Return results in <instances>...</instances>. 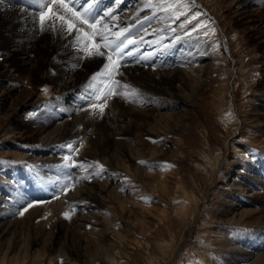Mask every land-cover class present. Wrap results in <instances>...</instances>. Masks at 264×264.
<instances>
[{
  "label": "rangeland",
  "instance_id": "374dc122",
  "mask_svg": "<svg viewBox=\"0 0 264 264\" xmlns=\"http://www.w3.org/2000/svg\"><path fill=\"white\" fill-rule=\"evenodd\" d=\"M139 1L133 8L135 11L139 7L142 12L138 16L141 18L154 21L157 13H164L144 9L145 0ZM182 2L190 6L187 17L181 16L177 20L167 13L170 24L162 27L175 29L179 39L176 35L171 40L165 37L167 30L158 32L165 40L152 45L150 48L153 50L154 47V51L143 57L150 61L148 69L155 72L175 64L179 68L183 64L182 68L187 66L181 72L184 79L177 83L182 86L178 89L184 93L194 92L192 105L186 108L182 105L164 106L159 111L170 113L171 117H162L161 123L158 122L161 114L156 109L152 108L151 115L147 116L141 112L143 108H139V117L134 115L126 119L133 129L129 135H118L114 128L109 129L110 133H104L105 130L98 134L90 130L85 133L79 132L78 127L70 136L61 139L60 144L51 147L40 140V130H51L59 122L65 119L71 122L75 117L72 107L75 99L69 95L63 97L60 79H68L69 73L71 77L79 78L76 80L79 82L76 94H82L94 84L92 76L103 71L106 60L82 55L73 43L75 33L69 36L39 30L36 36L18 37L20 18L25 14L35 15L41 9L33 0H0V64L7 63L15 73L13 78L5 77L2 84L17 87L15 98L23 88L40 95L35 105L19 96L1 105L0 109V119L3 120L6 113L14 112L18 100H27L24 107L13 113L10 124L2 127L0 121V205H3L0 207V227L11 230L6 239L0 240V264H230V248L233 246H228V242L236 243L254 231L244 224L220 223L219 219L224 218L223 201L233 198L226 192L236 182L232 177L237 168L256 164L257 173L264 178V142L249 140L252 132L261 136L260 129L264 128V122L254 123L261 118L256 114V108L264 111V0ZM109 4L102 0L100 11L109 8ZM122 7L121 4L113 15L126 11ZM254 7L260 11L251 12ZM10 9H16L19 15L15 23L6 22L5 15ZM194 13L199 14V19L181 28L180 25ZM200 22L207 27L185 35ZM201 31L209 35L205 37ZM133 32L131 30L130 35L135 37ZM55 33L61 36L53 40ZM20 39L22 46L30 50L35 63L32 67L10 51L12 42ZM64 41L66 47H62ZM56 44L61 48L57 49ZM197 45L199 54L206 53L208 57L192 59L189 63L184 59L187 52L182 49ZM135 52L138 54V50ZM176 56L180 61L174 64L172 59ZM136 64L132 63L130 68L141 67ZM124 76L121 84H127L135 91L143 89L139 75L137 79L126 77V81ZM95 86L99 87V84ZM144 89L148 90L145 86ZM109 101L129 102L112 97L107 102L108 109ZM143 103L142 100L135 106L144 107ZM25 118L29 123L26 132L20 130ZM159 124L162 130H155ZM146 130L148 134H145ZM134 135L157 151L137 147L132 141ZM81 142L83 146L79 147ZM69 143L79 149L75 160L85 166L103 165L105 172L100 177L80 179L74 190L54 199L61 190L66 173L70 172L75 180L95 170L89 168L85 172L82 168L66 169L63 166L67 150L61 146ZM235 143L238 147L234 146ZM46 155L51 157H39ZM113 188L118 190V195L113 194ZM261 189L264 190V184ZM137 190L143 191L142 194H137ZM124 198L136 200L141 210L129 211L130 202H125L123 207ZM238 198L240 200L242 196ZM36 201L43 203H37L19 215L21 208ZM245 204L257 205L254 202ZM65 212L71 214V219L64 218ZM86 217L93 219L89 222ZM102 234L106 236L102 237ZM99 243L112 244L108 246L115 257L106 259L102 256L93 262L88 261L90 253L95 256L100 252ZM76 247L82 252H76ZM180 247L181 252L175 257Z\"/></svg>",
  "mask_w": 264,
  "mask_h": 264
},
{
  "label": "bare ground",
  "instance_id": "6f19581e",
  "mask_svg": "<svg viewBox=\"0 0 264 264\" xmlns=\"http://www.w3.org/2000/svg\"><path fill=\"white\" fill-rule=\"evenodd\" d=\"M136 1L139 4V2H140L139 0H121V2L117 5L114 3V0H112V2H110L112 4V6H111V4H109L110 5L109 7L116 10L115 13L117 11H119L121 4L123 6L122 8L126 9V11L124 10V12H122V13L119 12L116 15L114 14V16L118 17L117 20H111L110 18H105V20L102 22V24H107L109 26V28L112 29L113 32L127 27V28H130L131 30L134 31L133 33L136 34L135 38L139 39L141 36H143V41L141 43H139L136 46H130V47L134 48V50H138V54L134 51V55L132 57L126 59L124 62V65L122 67H120L119 71H120L121 75H117L115 77L117 80L120 81V80H122V75H125L124 80L126 81V77H128L130 79H132V78L134 79V77L139 75L140 80L142 81V86H143V89H139V91H137L139 94V99H137L135 102H127L126 104H124V103L118 104L117 101H115L116 103L114 101L113 102L109 101L110 109H108V107H107L103 116L93 115L92 113L95 110L88 108L89 100L87 99V97L91 93L94 92L92 90L93 88L85 90L82 94L77 95L76 94L77 90H78L77 85H79V82H77L76 80L79 78L75 79V78L71 77V74L69 73L68 79L66 77H65L66 79H60L61 84H60V82H59V84L61 85V87H59V88H60V92L62 91L61 92L62 95L63 94L65 95L63 97H66L68 95H69V97L70 96L74 97L75 100L73 101L74 103L72 102L73 103L72 107H73V110L75 111V113H74L75 117H73L74 119H72L71 122L68 119H65V120L59 122L51 130H48V131H46L44 129L40 130V132L38 133V134L42 135L40 137V140L42 142H44L46 144V146H51V147L57 146L58 144H60L59 141L61 139H64V138L70 136L72 134V132L74 131V129L78 128V127H79L78 128L79 132L83 131L85 133L87 130H90L91 133L93 132V133H97V134L100 131L102 132V130H105V131H103L104 133H110L109 129L114 128L118 135H125V134L129 135L133 129L131 127L132 126L131 123H129V121L128 122L126 121L127 117H132L134 115H136V117H139L138 114H140L141 112H143V115H147V116L151 115V110L153 108V109L157 110L158 114H161V117L159 118V121H158L159 123H161L162 117L168 118V119L171 117L170 113L159 111L164 106H166V105H173V106L182 105L184 108H186L187 106L192 105V103H193L192 99H193L194 92L192 91L191 94L184 93L185 92L184 90L183 91L180 90L182 86L179 87L180 85H178V83H177L181 78H182L181 80L184 79L183 76L181 77V75L183 74V73L181 74V72H182L183 68L187 67L185 64L186 67L182 68V66L184 65L183 64L181 66V68H179L177 66V64H175L180 59L178 56H176L175 58L172 59V60H174L173 61L175 64V65L173 64L174 66L168 67V68L167 67L160 68V70L156 71V72L148 69L150 61L146 60L143 57V55L145 53L148 54L149 52L154 51V49H155L154 47H153V50H151V48H150L152 45L156 44L157 42L162 43L163 40H165L162 37L163 35H161L162 33L157 34L158 32L162 31L165 33L167 30L165 37H167L170 40H171L173 35L177 36V32L175 33L174 31H172L171 29H173V28H171V27H168V28L166 27V28L162 29L163 25H169L170 24L169 22H170L171 18H169V15H167V13H165V12L164 13H157L155 15L157 17V19L154 21H152V19L148 18V17L141 18L138 16L139 12H142V11H139V7H137V9L134 11V8H135L134 5H135ZM142 1H144V0H142ZM252 1H255V0H252ZM244 7L245 6H243V8ZM132 8H133V11H132ZM250 11L251 12H258V11H260V9L258 7H256V8L254 7ZM39 12L40 11H38L37 14H35V15L25 14L24 16H22V18H20V23H19L20 26H17L18 37L23 36L22 38H24V37H32V36L37 35V33L39 32V27H38V24L36 22V18L38 16ZM249 15H252V14H249ZM5 19H6L7 23H15V21L19 19V15L17 13V10L16 9L15 10L14 9L8 10L7 14L5 15ZM147 21H149V22H147ZM153 22H155V23H153ZM141 29H143V30H141ZM176 31H178V30H176ZM60 36H61L60 34L55 33L53 35L52 39L56 40V39L60 38ZM110 38L113 39L114 37L110 36ZM68 40H69V38H68ZM63 44L64 45L62 47H66V41H64ZM11 46H12V48H10V51H11L12 55L19 56L20 59L24 63L28 64L30 67H32L35 64V63H33V60H32L33 58L31 56L30 50L22 46L21 39L15 40L14 43L12 42ZM56 47H57V49L61 48V46H59L58 44H56ZM197 47H198V45L195 46V48L193 46H191L190 49H189V47H188V49L187 48L184 49V47H183L182 51H184V53L187 52L184 59L185 60L187 59V61H190L189 63H191L193 61L192 59L202 60L203 57H205V58L208 57V55L206 53L203 54L200 52L201 54H199ZM7 57L8 56H6V58ZM158 62L160 63L161 59ZM132 63L133 64L137 63L136 65L139 64L143 69L141 67L140 68H130ZM133 67H134V65H133ZM190 68L191 67L189 66L188 69H190ZM14 74H15L14 70L11 69L7 63L0 64V109H1V105H6L7 102H10V99H12V98L18 99L19 96H22V97L24 96L26 99H28V103L31 105L36 103L38 101V99L40 98V95H38L37 92L36 93H34V92L29 93L26 88H23L21 93H19V95L15 98V96H16L15 90L17 89V87L16 86H9V85L3 86V84H2V80L5 81V77L13 78ZM136 79H137V77H136ZM11 80H13V79H11ZM92 82L94 84H97V85L100 83L99 79L95 82L94 81H92ZM144 86L148 90H145ZM146 86H148L149 88ZM178 88H180V89H178ZM142 100L144 102L143 104H145L144 107L135 106L136 103H138L140 101L142 102ZM26 102H27V100L25 102H21L20 100H18L16 102V104L14 106V109H15L14 112H12L10 114L6 113L5 119H3V120L0 119L2 127L4 125L10 124L13 113H15L16 110L24 107ZM150 105L152 107H149ZM8 106H9V104H8ZM146 106L149 108H147ZM139 108L140 109L143 108V110L140 112ZM184 112H186V110H183V113ZM256 114H259L260 115L259 118L260 117L261 118L258 120H255L254 123H260L261 124L262 122H264V111H262L260 108H256ZM139 119L141 120V118H139ZM27 120H28V118H25L21 121V127H20L21 129L20 130L27 129V127L29 126V123L27 122ZM241 121L244 122V120L242 118H241ZM175 123H177V121ZM158 126H159L158 128L155 127V130L156 129L162 130V128H163L162 125L159 124ZM111 130H113V129H111ZM260 130L262 131L261 136L257 135V133L254 134V132H252L253 134L252 133L250 135L248 134L249 137H251L249 140L253 139L256 141L260 140V141L264 142V138H262V137H264V128L261 127ZM25 132H26V130H25ZM144 132H145V134L149 133L148 130H146ZM19 133L21 134L22 131H19ZM134 136H135V138L132 141L135 142L137 147L140 146V147H143V149L147 148V149L151 150L152 152L157 151L156 148L154 146H152L151 144L148 145L145 141L143 142L142 138H140L138 135H134ZM120 144H121V142H120ZM234 146L238 147V145L236 143L234 144ZM13 150H15V149H13ZM13 150H12V152H13ZM21 153H24V151ZM24 155L27 156V154H24ZM39 157L43 158V159H46V158L49 159V157H51V155L39 156ZM255 165L256 164H248V165L245 164V165H243V166H241L235 170L236 173L234 174L235 176L232 177V180L236 181V182L233 183L234 186L231 189L227 190V192H226L227 196L233 197V198H230V199L228 198V200L225 199V201H223V202H225V203H223L224 204V208H223L224 218L219 219L220 223L230 222V223H236V224H244L246 226L254 228V231L252 230L251 233L248 235L249 238L248 237L247 238H241L236 243L232 242L231 240H230V242H228V243H230V244H228V246H231V245L233 246L231 248L229 247L231 249L230 252L232 254L230 264H264V190L261 189V188H263L264 178L260 177V175L257 173L258 172V166H255ZM242 167H245L244 169L247 171H244L242 169ZM122 186H123V184H122ZM255 187H258V188L254 189ZM114 188L111 191L113 192L114 195H118V193L116 192L118 190L117 189L115 190ZM170 188H171V186H170ZM251 189H253V190H251ZM79 191H80V189H79ZM87 192L89 193L90 190H88ZM142 192L143 191L139 192V190H137L136 193L142 194ZM90 193H92V192H90ZM79 195H80L79 199H81L82 195L81 194H79ZM121 195H122V193H121ZM239 196H242V199L239 200V198H238ZM244 196H246V197L244 198ZM130 197H132V196H130ZM134 197H136V195ZM119 199H121V198H119ZM125 202H130V204H131V207L127 208V209H129V211L134 210L137 212V211L141 210V207L136 205V200H133L132 198H128V200L127 199L125 200V198H124V200H122V202H121L123 207H125ZM251 202H254L257 205L252 207V206H247V204H245V203L249 204ZM2 206L3 205H0V207H2ZM148 213H149V210H148ZM89 219L91 220L93 218L86 217L87 221H89ZM89 222H91V221H89ZM92 223H93V221H92ZM8 224H9V222H8ZM8 226H10V225H8ZM148 229H150V228H148ZM10 233H11V230H9V228L0 227V240L6 239L5 237H7ZM103 234H102V237H105L109 233H106L105 236ZM253 240H255V241H253ZM16 243H17V241H16ZM108 245H112V244L109 243L105 246L104 244L101 245L99 243L97 247L100 250V252L97 255H95L96 257L93 255V252H92V254L89 252L90 254L87 257L89 259L88 261L93 262L95 259L100 258L102 256H105L106 259L107 258H114L115 256L114 257L112 256V254L114 252H112L113 250H111V247ZM181 249L182 248L180 247L177 250V252L175 253V257H177L179 255V253L181 252ZM7 250H9V249H7ZM77 251H80V248L76 247V252ZM80 252H82V251H80ZM44 253H46V252H44ZM117 255L118 254H116V257H117ZM121 256H123V255L121 254ZM113 262H115V261H113ZM172 263H173V260H172Z\"/></svg>",
  "mask_w": 264,
  "mask_h": 264
},
{
  "label": "snow or ice",
  "instance_id": "6c2138e0",
  "mask_svg": "<svg viewBox=\"0 0 264 264\" xmlns=\"http://www.w3.org/2000/svg\"><path fill=\"white\" fill-rule=\"evenodd\" d=\"M101 2L102 0H33V3L41 9L36 18L40 31L50 30L59 32L62 35L66 33L69 36L75 33L73 43L82 55L87 58H105L106 63L103 66V71L92 77L94 82L99 79V87H96L95 84L89 85V88H94L95 91L87 97L89 100L88 108L94 109L95 111L92 114L98 116H103L108 107L107 102L112 97H119L129 102H135L139 99L137 91L131 89V86L127 84H121L115 77L121 75L119 69L124 65L125 60L134 55L135 50L130 46H136L143 41V36L137 39L130 35V28L125 27L113 32L107 24H102L105 18L117 20L118 17L113 15L114 9L111 7L100 11L99 5ZM120 2L121 0H114L117 5ZM189 7L182 0H172L171 3L168 0H159V2H156V0H145L143 4L144 9L171 13L177 20L181 16L187 17ZM180 9L184 10L181 11ZM198 19L199 14L194 13L180 27L184 28ZM206 27V24L200 22L194 25L185 35H191L193 32ZM171 30L175 31V29ZM210 31L214 33L215 29H210ZM201 34L205 37L209 35L208 32L203 31H201ZM110 36L114 37V39H111ZM43 90L46 91V89ZM152 142L157 143L155 140ZM82 146L81 142L79 147ZM61 147L67 150L63 156V166L66 169L82 168L85 172H88L89 168L95 170L93 173L75 180L70 172L66 173V179L61 190L54 199H58L60 195H66L69 190H74L75 186L80 183V179L88 180L93 178V176L100 177L105 172L103 165L85 166L75 160L74 156L78 154L79 149L74 147L73 143L62 145ZM140 163L146 164L145 161ZM155 167H160V165ZM121 190L123 191L124 189L122 188ZM37 203H43V201L28 203L20 209L19 215H23L30 208L36 206ZM63 215L65 219H71L69 212H65Z\"/></svg>",
  "mask_w": 264,
  "mask_h": 264
}]
</instances>
